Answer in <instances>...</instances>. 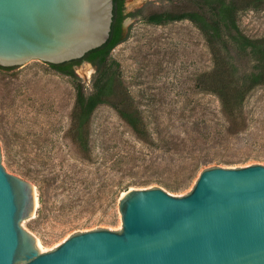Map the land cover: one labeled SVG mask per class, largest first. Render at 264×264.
Wrapping results in <instances>:
<instances>
[{"label": "rangeland", "instance_id": "obj_1", "mask_svg": "<svg viewBox=\"0 0 264 264\" xmlns=\"http://www.w3.org/2000/svg\"><path fill=\"white\" fill-rule=\"evenodd\" d=\"M205 2L125 0L121 41L111 50L104 68L118 77L117 97L142 110L152 141L139 138L111 104L102 103L91 117L93 163L81 159L68 129L76 84L82 83L90 94L100 74L96 65L91 62L88 72H79L77 67L87 61L81 60L74 65L76 78L39 59L11 70L0 69L1 162L6 171L35 185V213L22 225L40 240L37 246L41 251L55 248L74 232L122 227L119 198L125 185L127 189L149 185L168 189L166 185L178 183L179 175L168 165L180 163L187 153L157 147V130L161 136L192 133V122L204 112L214 119L209 123L211 128L219 120L224 127H218L228 129L230 122L220 113L218 96L205 91L208 83L224 81L214 74L215 60L205 34L189 19L162 24L147 19L151 11L200 9ZM237 22L249 38L264 39V5L241 10ZM222 37L229 62L240 74L252 71L250 55L237 50L227 30ZM245 111L247 121L239 138L264 137V87L253 90ZM224 155L247 159L246 164H264V150H231ZM114 161L118 162L115 168L122 169L117 174L108 172V165ZM198 174L189 186L171 192L186 194ZM107 179L113 180L114 188H120L114 196Z\"/></svg>", "mask_w": 264, "mask_h": 264}, {"label": "water", "instance_id": "obj_2", "mask_svg": "<svg viewBox=\"0 0 264 264\" xmlns=\"http://www.w3.org/2000/svg\"><path fill=\"white\" fill-rule=\"evenodd\" d=\"M113 8L114 0H0V65L83 58L109 38ZM1 160L0 147V264H264L263 163L207 166L182 195L128 188L122 227L74 232L41 251L22 225L35 213V185Z\"/></svg>", "mask_w": 264, "mask_h": 264}, {"label": "trees", "instance_id": "obj_3", "mask_svg": "<svg viewBox=\"0 0 264 264\" xmlns=\"http://www.w3.org/2000/svg\"><path fill=\"white\" fill-rule=\"evenodd\" d=\"M124 1L114 0L110 36L104 44L88 51L81 59L58 64L49 63L56 71L76 78L74 65L81 60H87L96 65L97 71L100 73L90 94L85 92L82 83L76 84L75 103L71 113L72 123L68 129V132L71 133V141L77 146L81 159L88 164L95 162L90 139L91 117L102 103L111 104L139 138L152 141V133L142 110L137 105L129 104L124 102L123 98L117 97L116 87L120 85L118 77L104 68L111 50L121 41ZM194 1L196 0H190V2ZM263 5L264 0H217L216 3L206 0L200 9L156 10L147 15L148 21L156 24L189 19L202 30L215 60L217 69L215 68L214 74L224 80L217 84L210 85L208 83L205 91L214 92L218 96L220 113L224 116L222 117L225 121L230 122L225 131L222 130L224 125L219 120L215 121V127L211 128L209 123L214 119L207 117L204 112L192 122V133L189 131L161 136V131H156L159 134L154 138V144L157 147L174 153H187L180 163L168 165V168H173L179 175L178 183L166 185L170 191H178L189 186L197 174L207 166L246 164L247 159L225 158L224 153L228 151L264 150V137L261 135L239 138L243 132L241 127L246 125L247 121L245 104L254 89L264 87V39L249 38L242 33L237 22V15L241 10L261 8ZM223 30H227L231 34L237 50L247 52L254 60L252 71L240 74L238 67L229 62L227 46L222 37ZM15 67L0 65L1 70H11ZM218 125L223 127L219 128ZM155 128L157 126L154 127V130ZM215 154H221L222 157L216 158ZM117 164L116 161L109 164L108 172L116 173L122 170L115 168ZM108 183L109 191L114 196L120 188H114L116 185L113 184V180ZM120 184L118 183L117 186ZM123 188L127 189V185Z\"/></svg>", "mask_w": 264, "mask_h": 264}, {"label": "bare ground", "instance_id": "obj_4", "mask_svg": "<svg viewBox=\"0 0 264 264\" xmlns=\"http://www.w3.org/2000/svg\"><path fill=\"white\" fill-rule=\"evenodd\" d=\"M90 65H91V63L89 61H86L84 64L79 65L77 67L78 68V71L81 72V71H84L85 70V72H88V68L90 67ZM36 204H37V201H36ZM37 242L39 243V245H41L40 240L39 241L37 240Z\"/></svg>", "mask_w": 264, "mask_h": 264}, {"label": "flooded vegetation", "instance_id": "obj_5", "mask_svg": "<svg viewBox=\"0 0 264 264\" xmlns=\"http://www.w3.org/2000/svg\"><path fill=\"white\" fill-rule=\"evenodd\" d=\"M125 2V1H124ZM123 10V9H122Z\"/></svg>", "mask_w": 264, "mask_h": 264}]
</instances>
